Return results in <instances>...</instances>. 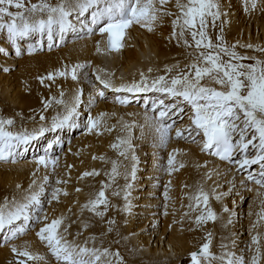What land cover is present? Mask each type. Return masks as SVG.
Here are the masks:
<instances>
[{
  "label": "bare ground",
  "instance_id": "6f19581e",
  "mask_svg": "<svg viewBox=\"0 0 264 264\" xmlns=\"http://www.w3.org/2000/svg\"><path fill=\"white\" fill-rule=\"evenodd\" d=\"M24 2L27 7L29 3H39L40 0ZM47 2L55 6L59 0ZM187 2L188 0H180L181 4ZM213 3L219 6L218 9H212L213 12H219V17L213 21L212 16H207L205 29L207 38L211 39L213 45L217 44V36H222L224 44L231 51L236 53L239 51L243 53L241 56L249 57L244 61L264 62V0H213ZM157 6L159 7L158 1ZM163 10L171 15H162L152 25V31L142 26L136 29L132 34L133 41H125L124 48L119 51L108 52L105 49L103 39L99 38L98 29L91 35L87 34L85 26L90 23V13L79 19L75 14L70 17L75 25V31L68 32L62 41L57 38V43L51 50L48 48L47 37L41 41L39 34H35L17 40V46L21 51V54L17 55L7 29H0V49H3L0 52V119H12L14 123L25 125L21 130L16 126L9 129L10 131L21 132L27 130L26 126L37 129V125L48 128L51 123L46 119V115L50 118L55 115L63 116L65 107H72L78 94L81 101L70 125L46 132L33 141L27 152L16 158V163L0 162V203H3L5 197L9 201L13 197L17 201L22 200L33 180L36 181L34 188H37L47 176L48 182L44 184L42 198L47 197L48 187L52 188L51 191L54 190L53 186L61 191L55 201H49L48 208L43 214L47 221H43L41 227L53 219L62 218L59 234L69 243L78 246L86 244L89 248L102 246L112 252L119 251L123 264H191V253L199 252L201 246L208 243L209 256L201 258L202 264H221L219 258L222 253L234 248L241 251L236 256L238 258H242V250H247V264H251L252 254H256L257 248V245L252 244L253 236L259 238L260 251L264 254V218H261L264 214V191L245 182L233 171L231 175L228 167L207 157L200 150L198 137L193 135L195 143L192 142V137L176 138L177 130L191 126L189 118L191 112L185 113L187 114L185 120L174 126L173 132L170 133L171 139L166 147H162L155 127L145 125L151 118L141 109L145 100H148V105L151 106V101L160 98V94L142 92L132 94V98L129 95L131 93H116L103 88L101 82L93 75L98 68L100 72L98 75L102 80L109 81L112 85L120 82L130 84L138 82L142 72L151 82L153 78L167 75L166 68H173L168 76L176 74L177 69L174 66L184 68L191 60L189 53L194 54L196 51L194 47L188 48L184 44V39L192 43L191 35L186 31L182 39L179 36L180 29L177 27L176 35L173 36V21L180 15L177 0H168ZM10 11L16 12L17 9L12 8ZM32 46L36 51L29 55L28 49ZM97 47L100 49L99 52ZM9 52L19 58L13 56L14 60L11 61ZM22 56L23 59L20 58ZM222 59L228 61L229 57L222 54ZM16 61V66H10ZM76 64L86 65L78 70L77 80H72L70 75L56 76L54 80L44 79L41 83L40 78L46 77L48 73L63 71L66 67L70 71ZM12 67L17 68V72L11 73ZM149 69L152 71L149 72ZM203 83L207 84L208 81L205 80ZM94 84L96 89L107 95L106 102L101 101L100 96L91 91ZM90 93L92 95L88 96ZM117 96L127 98L129 101L127 105H121V108L118 106L119 111L114 109L119 105L116 102ZM105 98L106 96L103 99ZM60 100L64 103H57ZM165 102L174 101L166 99ZM186 105L181 102L183 109ZM80 108L87 109L93 119L104 114L97 128L89 131L88 122L84 127L79 126ZM41 116L45 119L41 120ZM178 116L180 113L170 114L167 122L175 121ZM242 120L243 117L240 121L241 127ZM73 133L81 134L62 157L56 160L55 167L49 165L45 168L36 164L35 158L43 155L49 144L53 146L50 149L51 156L56 157L59 152L56 149ZM249 134L251 138V130L245 133ZM130 136L133 140L128 150L132 149L135 154L127 150L125 158L119 154L124 150L123 146L113 148L112 145H118L121 139L127 140ZM143 154L145 156L138 158L139 160L136 158L133 179L132 157ZM169 154L174 156L175 170L171 175L168 165ZM138 161L147 162L148 171L138 173L144 166ZM113 163L116 166V174H112ZM180 164L184 167H180ZM93 171L99 175H83ZM234 175L237 177L233 181L235 184L229 185ZM140 179L144 181L139 182ZM157 179H160L159 184L163 187V193L159 195V200L162 199L161 205L158 204L160 201L149 198L157 195ZM57 180L62 183L57 184ZM18 184L21 186L19 189ZM143 184L147 190L140 191L137 198L136 189L138 186L141 188ZM221 186L222 191L214 195ZM101 190L105 192L107 207L101 205L97 211L102 212L103 216H97L84 205L95 199ZM200 190L208 195L207 207L216 215V220H210V224L207 220L199 223L196 220L197 216L206 215L203 201L199 202L197 208V201L190 199ZM217 196L220 197L219 200L216 199ZM51 203L55 204L56 209L52 210ZM126 204L130 205L127 209ZM143 205H149L151 210H141ZM225 208L228 211H224ZM139 213L145 215L137 217L136 214ZM241 217H243L241 223L235 224V219ZM109 221L114 223L110 225ZM31 224L32 221L28 227ZM147 224L150 227L146 226ZM5 235L6 230L0 232V245L4 242ZM153 235L157 238L153 239L155 245H152V242L150 244ZM11 244L0 247V264H16L18 259H25L12 253ZM244 244L249 247L244 248ZM14 245L18 249L26 247L33 254L43 257L41 261H29L27 264H57L46 242H42L33 232L25 238H20ZM222 245L227 247L224 248ZM252 248L254 252L251 251ZM169 253H175V257L170 258ZM213 256L217 259H211ZM260 264H264V255L261 256Z\"/></svg>",
  "mask_w": 264,
  "mask_h": 264
},
{
  "label": "snow or ice",
  "instance_id": "6c2138e0",
  "mask_svg": "<svg viewBox=\"0 0 264 264\" xmlns=\"http://www.w3.org/2000/svg\"><path fill=\"white\" fill-rule=\"evenodd\" d=\"M168 0H59L53 6L47 0H40L39 3H29L26 7L24 0H0V29H7L8 36L16 50V54L20 55V48L17 46V40L28 36L39 34L41 41L46 36L48 40V48L52 49L57 43V38L63 40L65 35L70 31H75V25L70 17L74 14L79 19L90 13V23L86 25L87 34L91 35L97 29L100 34H107V48L109 51H119L122 47V39L125 30L133 23L142 27H147L148 31H152V25L162 16L171 15L163 11ZM255 5L253 4V7ZM177 7L180 15L173 21V36L176 35V28L179 27V36L183 39L185 32L190 33L192 43L184 39V44L188 48H195V53H189L191 60L184 68L179 65L174 66L177 69L175 75H160L153 78L151 82L145 77L144 73L140 74L138 82L131 84H123L119 87L112 85L109 81L102 80L99 75L96 79L101 82L103 88L111 89L116 93L126 92L131 94L154 92L159 93L160 98L151 101L150 111L153 113L152 120L155 124V131L159 139L160 146L166 147L169 141L173 124L168 123L167 119L170 114H179L184 111L181 102L186 103L191 108L190 121L191 126L177 130L175 136L177 139L192 137L195 143L196 136H203L202 151L208 152L210 155L218 156L221 160L229 163L233 162V152L239 148L241 153L251 145L255 150V155L249 158L244 155L237 159L235 163L241 169L251 167L258 164L259 179L252 174L247 177L248 180H255V183L264 187V62L256 60L253 64H245L241 61L249 59V57L238 55L235 51H231L223 42L222 36H217V44L213 45L211 39L206 34V17L212 16L213 21L219 17V12H213L212 9H218V4L213 0H188L187 4H181L177 0ZM17 9L16 12L10 9ZM7 18V19H5ZM233 48L235 45L232 46ZM248 47H252L248 45ZM3 49H0L2 52ZM36 51L34 46L29 47L28 54L32 55ZM100 49L97 47V52ZM222 54L228 56L229 60L224 61ZM254 59V58H252ZM86 67L83 64H76L70 71L66 67L63 71L48 73L44 79L54 80L56 76H71L72 80H77V72L79 69ZM8 71V69H4ZM152 70L149 69V72ZM166 73H171L173 68H166ZM207 80L208 83H203ZM211 85L219 86L213 87ZM63 95V94H62ZM101 99L104 98V92L98 93ZM173 100V103H166L165 100ZM80 95L75 98L72 107H65L63 116L53 117L50 127L41 126L33 132L26 129L21 132L10 131L13 126L12 119H0V162H17L18 156H23L27 152L28 147L33 141L43 136L46 131H56L72 123V118L76 115V108L80 104ZM116 102L121 105H127L128 99L120 96L116 97ZM63 104V100L57 101ZM149 101L145 100L146 112ZM48 105L46 104L45 107ZM100 117L93 119L88 117L87 129L92 131L101 123ZM242 120V127L237 121ZM45 119L41 116V120ZM239 129V140L233 143V134ZM251 130V138H247L245 133ZM187 133V136H185ZM123 146L124 150L120 151L121 156L127 158V150L131 147L128 140L121 139L119 144L112 145L113 148ZM53 146L49 144L44 149L43 155L35 158L38 166L42 165L47 168L49 165L55 167L57 158L50 154ZM133 166L131 176L135 179V161L136 157H132ZM169 175L174 169V156L169 154L168 157ZM180 167H184L180 164ZM116 166L113 163L112 174H116ZM35 175V173H33ZM84 176L99 175L93 171L84 173ZM127 178V177H126ZM48 177H44V182L37 188H34L36 181L33 180L29 185V189L23 196L22 200L17 201L15 197L11 201L5 197L3 203H0V232H5L4 244H9L12 240L24 235L28 229L29 222L35 217L37 223L41 217L39 212L43 211L42 196L44 195V184H47ZM57 184L62 181L57 180ZM21 186L18 184L17 189ZM131 187V185H128ZM60 189L53 190L52 199H57ZM79 191V189H77ZM66 195V193H65ZM127 200V196H125ZM197 201L196 207L199 208V202L203 201L205 205L206 215L196 217L197 222L206 220L215 221L216 215L211 208L207 207L208 195L200 190L194 197ZM220 199L219 196L216 197ZM104 205L107 207L105 192L101 190L95 199L90 200L84 205L86 209L92 211L97 216H103L102 212L97 209ZM130 205L126 204L125 208ZM192 207V205H189ZM36 210L35 212L33 210ZM224 211H228L227 208ZM264 218V214L261 215ZM44 219H47L45 216ZM20 221L22 223L18 224ZM63 223L62 218L53 219L50 223L45 224L37 232V236L42 242H46L51 255L62 264H123L119 251L112 252L105 247H87L78 246L69 243L59 234L60 226ZM114 221H109L113 224ZM228 223H231L229 219ZM111 231V228H109ZM93 240L95 238H92ZM252 244L257 245L256 254L251 258V264H260L261 256L264 255L260 251L259 238L252 237ZM226 248L227 245H222ZM11 251L18 259L16 264H27V262H38L43 259L38 254H33L27 248L18 249L14 244L11 245ZM209 256V244L204 243L199 252L191 253V264H202L201 258ZM211 259H217L215 256ZM221 264H245L242 258L236 257L233 253L223 252Z\"/></svg>",
  "mask_w": 264,
  "mask_h": 264
},
{
  "label": "rangeland",
  "instance_id": "374dc122",
  "mask_svg": "<svg viewBox=\"0 0 264 264\" xmlns=\"http://www.w3.org/2000/svg\"><path fill=\"white\" fill-rule=\"evenodd\" d=\"M158 1V0H157ZM163 11H165V10H163ZM44 44V43H43ZM257 45V44H256ZM258 46V45H257ZM21 50H23V49H21ZM237 54L238 55H240V54H243L242 52H237ZM8 56H10L11 58H12V60L11 61H13L14 59H13V56L15 57V58H19V56H15V55H13L12 53H10L9 52V54H8ZM21 59H23L24 58V56H22V57H20ZM252 59V58H251ZM252 60H255V58L254 59H252ZM256 61V60H255ZM255 61L254 62H251V60H249V61H241L242 63H245V64H253V63H255ZM15 64H11L10 66H16L17 65V61L16 62H14ZM17 68H15V67H12V70H11V73H15V72H17ZM93 75H95V77L97 76V74H96V72H94V74ZM101 75H103V71H102V74ZM167 75H170V74H168L167 73ZM175 75V74H174ZM96 84H94V87L91 89V91H94V92H97V87L95 86ZM92 95V93H90V94H88V96H91ZM106 96V98L105 99H101V101H107V95H104V97ZM98 97V96H97ZM99 98V97H98ZM85 100H87V99H85ZM185 107H187V105L185 106ZM187 112H189V111H187V109L186 108H184V111L182 112V113H180V116H178L177 117V119L175 120V124H176V122H177V124L178 123H180V122H183L184 120H185V118L187 117L186 115H185V113H187ZM79 120H80V123H79V126L80 127H84L85 126V124L88 122V117L90 116V113L88 112V110L87 109H84L83 110V108H82V110H81V108H80V110H79ZM183 114V115H182ZM44 116V115H43ZM54 117H56V115L54 116ZM46 119L48 120V122L49 123H51L52 122V119L53 118H50L49 116H47L46 115ZM16 126H19V127H17L18 129H23L24 127H25V125L24 124H21L20 125V123H14L13 124V126L10 128V129H13L14 127H16ZM37 129H39L41 126H39V125H37ZM26 128H27V130H28V132H33L34 130H36V128H34V127H32V126H26ZM173 130H174V127L172 128V131L171 132H173ZM46 132H50V131H46ZM45 132V133H46ZM81 134V133H80ZM79 134V135H80ZM82 134H83V132H82ZM78 134H76V133H73V134H71L70 135V137H69V139L68 140H65V142L63 141L62 142V144H60L59 145V147H58V149H56L57 150V156L56 157H54V158H57V159H59V158H61L62 157V155H63V153L66 151V150H68L69 149V146L71 147L72 146V144H73V142L77 139V136H79ZM246 137L247 138H250V134L249 135H246ZM40 138V137H39ZM137 138H139V136L137 137ZM128 140V142H129V144L131 145V142H132V140H133V137L132 136H130V138L129 139H127ZM128 151H130L131 153L133 152V154H135V152L132 150V149H130V150H128ZM164 151H166L165 149H164ZM163 151V152H164ZM70 153H72V150H70L69 151ZM69 154V153H68ZM142 156H145V154H143V155H136V158H137V160H139L138 158H141ZM138 162H141V165H144L142 168H140L139 169V171H138V173H143V172H145V171H148L147 170V168H148V166H147V162H142V161H138ZM142 169V170H141ZM146 169V170H145ZM62 170H64V168H62ZM235 173V172H234ZM237 174H239V173H237ZM236 174V175H237ZM59 175H61V174H57V176H59ZM163 175H164V173H163ZM239 176V175H238ZM63 177V176H62ZM235 179H237V177H235V175H234V178H232V181H230L228 184L229 185H233V184H235V183H233V181L235 180ZM160 179H157V195H154L153 197H149L151 200H155V201H160V203L158 202V204L159 205H161V200H159L160 199V197H159V195L161 194V193H163V187L159 184V183H161V181H159ZM142 181H144V180H142V179H140L139 180V182H142ZM156 182V181H155ZM216 187H217V185H216ZM226 187H227V185H226ZM230 188V187H229ZM51 187H48V194H47V197L46 196H44V198H41V200L43 201L42 202V208H43V211H41V212H39L38 213V215L41 217V220H42V222H39V223H37L36 221H35V217L33 218V220H32V222H33V224H31L29 227H28V229H27V231H26V233L24 234V235H21V236H19V239L20 238H25L28 234H30L31 232H33L34 234H35V236H37V232H39V230H40V228H41V226H42V224L44 223L43 221H47V219H44V217L45 216H43V214L45 213V211H46V209L48 208V204H49V201L50 200H52V201H55L56 199H52V196H51V194H52V192L53 191H51ZM53 189H56L54 186H53ZM222 189H223V187L221 186V187H219V189H217L215 192H214V195H218L221 191H222ZM137 191H138V194H137V198H139V195H140V191H142V192H145L147 189H146V187H145V185L143 184V186L141 187V188H139V186L137 187V189H136ZM243 195V194H242ZM239 196V195H238ZM243 197H244V195L243 196H241V202L243 203ZM148 198V199H149ZM54 203H51V206H52V210H54V209H56V207L54 208ZM136 206H138V205H134V207H136ZM141 210H151V207H149V205H143V207H141L140 208ZM140 210V211H141ZM159 210H160V206H159ZM36 210L34 209V212H35ZM145 214H143V213H139V214H136V216L137 217H141V216H144ZM49 219V218H48ZM243 220V217H241V218H239V219H235V224L236 223H241V221ZM207 222L210 224V220H207ZM19 223V222H18ZM155 225V224H154ZM153 225V226H154ZM146 226H148V224L146 225ZM148 227H150V226H148ZM147 227V228H148ZM202 230H204V229H202ZM148 235H149V233H147ZM143 235V234H142ZM156 238V236L155 235H153L152 237H151V241H150V244H151V242H152V245H155V240H157V238ZM18 238H16V239H14V240H12L11 242H12V244H15L18 240H17ZM153 239H155L154 241H153ZM11 242H10V244H11ZM2 245H0V247H2V246H9L10 244H4V242H2L1 243ZM11 244V245H12ZM149 244V245H150ZM162 246V244L160 245V247ZM244 248H248L249 247V245H245L244 244V246H243ZM254 249L252 248L251 249V251H253ZM212 251H213V249H212ZM243 251V253H242V258H243V260L245 261V264H247V256H248V251L247 250H242ZM170 252V251H169ZM230 253H232L233 252V254L235 255V256H237L241 251H239V248H234L233 250H231V251H229ZM254 252V251H253ZM162 254V253H161ZM170 255H168V256H170V258H173V257H175V253L174 254H172V253H169ZM253 255L254 254H252V257H253ZM55 262L57 263V264H62L61 262H58L57 261V259L55 258ZM251 263V262H250Z\"/></svg>",
  "mask_w": 264,
  "mask_h": 264
}]
</instances>
